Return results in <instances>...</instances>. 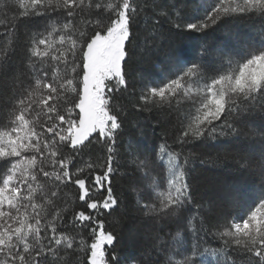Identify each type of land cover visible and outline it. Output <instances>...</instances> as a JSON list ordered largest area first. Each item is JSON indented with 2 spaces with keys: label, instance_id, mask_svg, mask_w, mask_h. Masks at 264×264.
I'll list each match as a JSON object with an SVG mask.
<instances>
[{
  "label": "snow or ice",
  "instance_id": "1",
  "mask_svg": "<svg viewBox=\"0 0 264 264\" xmlns=\"http://www.w3.org/2000/svg\"><path fill=\"white\" fill-rule=\"evenodd\" d=\"M147 7L146 0L144 4L138 0H19L22 16L46 18L51 23L44 32L27 38L28 66L14 78L8 103L0 98V113L11 104L7 123L0 127V264H120L114 252L117 237L106 229L100 214H111L119 204L112 184L119 168L117 137L123 109L119 104L114 107L112 101L130 87L126 64L133 25ZM237 12H259L264 18V0H211L205 5L203 19L189 20L186 27L207 29L222 16ZM16 27L5 25L4 35L18 38ZM260 35L264 41V32ZM203 54L213 55L209 49ZM215 55L220 65L212 71L206 63L184 67L172 57L171 75L164 78L167 82L141 89L140 107L146 108L156 103V97L170 103L186 87L196 86L195 96L183 92L197 112L195 131L184 130L181 124L177 143L202 137H239L234 122L242 114L257 110L264 114V46L249 48L239 59L228 57L226 68V54ZM7 56L5 48L0 52V67L8 64ZM252 131L261 149L241 151L239 158L245 170L264 181V127ZM104 148L106 158L100 154ZM165 151L166 145H161V162ZM168 155L170 161L179 157L172 151ZM136 161L149 179L155 160L137 156ZM98 162L102 173L96 171ZM176 167L180 170H170L167 190L159 192V207L152 209L164 217H182L186 205L193 202L185 182L187 171L182 165ZM86 170L88 175L81 178ZM70 185L78 189L80 205H86V210L74 211L69 219L71 201L64 191ZM150 186H155L154 180ZM104 192L103 200L93 199L94 193ZM213 211L214 206L207 207L208 213ZM223 220L225 230L219 236L225 244H235L238 250L258 258L254 264H264V198L243 218L234 217L230 226L227 217ZM65 223L87 229L91 243L66 234L60 227ZM187 250L181 248L173 255ZM168 264L194 261L185 256L183 261L173 262L169 257Z\"/></svg>",
  "mask_w": 264,
  "mask_h": 264
},
{
  "label": "trees",
  "instance_id": "2",
  "mask_svg": "<svg viewBox=\"0 0 264 264\" xmlns=\"http://www.w3.org/2000/svg\"><path fill=\"white\" fill-rule=\"evenodd\" d=\"M146 2L149 7L141 11L133 25V39L129 45L126 72L130 87L127 93L118 94L112 101L114 107L119 104L123 109V124L117 137L119 168L112 184L119 204L111 214L101 212L100 218L104 220L106 229L117 237L114 252L119 256L120 264H168L169 257L173 262L180 258L182 261V255L175 256V251L169 252L171 242L177 238V245L188 249L183 255L188 257L191 252L196 259H204L202 264H254L258 258L238 250L231 242L225 244L219 233L225 230L224 217L229 224L233 217H243L264 198V181L259 175L245 170L239 158L241 151H260L261 144L256 142L258 136L249 130L264 127V120H261L264 114L258 110L242 114L234 122L241 132L239 137L227 135L215 140L202 137L192 138L189 143H177V134L182 135L181 124L184 130L195 131L189 127L190 106L167 104L166 100L164 104L154 103L141 108L139 96L146 84H156L157 71L152 67L156 64L162 68L164 62L172 57L187 66L192 62L206 63L212 71L220 65L215 55L217 52L226 54V68L228 57L239 59L249 48L264 46L260 35L264 32V18L259 12H237L222 16L207 29L189 30L186 27L189 20L197 22L204 16V11L194 0ZM138 3L144 4L145 0H138ZM23 11L19 8V0H0V20L5 21L0 24V52L8 48V64L0 67V98L3 103H8L12 94L14 78L28 66L25 41L34 33L44 32L46 24L51 23L46 18L22 16ZM5 25H16L18 38L5 36ZM204 49H209L213 55L205 56ZM10 109L11 104L0 113V127L7 123ZM140 136L147 140L142 149L138 143ZM156 144L166 145L167 152L179 153L177 161L187 171L185 182L190 185L193 202L186 205L182 217H175V222L154 215L150 211L154 202L135 187L140 170L134 152L146 151L145 155L152 159V154L145 147L151 149V145ZM100 154L106 158V148L100 150ZM96 171L102 173L99 162ZM85 172L81 178L88 175L87 170ZM246 188L250 190L247 192ZM106 194L97 193L98 198L93 194V199L103 200ZM64 195L71 201V210L66 214L69 219L74 211L86 210V205H80L75 185L65 189ZM58 203L63 207V202ZM209 206H214L211 213L207 212ZM60 227L77 241L83 238L86 243H91L87 229L81 231L79 227L71 228L66 223ZM111 255L112 252L107 254L108 259Z\"/></svg>",
  "mask_w": 264,
  "mask_h": 264
},
{
  "label": "rangeland",
  "instance_id": "3",
  "mask_svg": "<svg viewBox=\"0 0 264 264\" xmlns=\"http://www.w3.org/2000/svg\"><path fill=\"white\" fill-rule=\"evenodd\" d=\"M194 1H195V4L199 7V9L202 10V11L205 10L206 3H211V0H194ZM216 2H218V0H216ZM235 2L236 3H242V0H235ZM169 61H170V59L166 60L164 62V66H162V68L160 66L156 65V64L152 67L153 70L157 71V75H156L157 78L154 80V82L156 84H160V82H162V81L167 82L164 79L165 76L171 75L172 66H171ZM177 61H178V63L181 66L187 67V65L185 63H183L182 61H180V60H177ZM172 78H175V77L172 76ZM183 92H189L191 96H195L196 93H197V88H196L195 85H190L189 87H186L185 89H183L180 97H178L177 99L171 100L170 103L167 101V104H171V103L176 104L177 103V105H179V106L180 105H185V104L190 106V108H191L190 124H191V126L193 128H195V124L193 123V121L195 120V117L197 116V112H196L195 108L193 107L192 99L191 98H185L183 96ZM155 99H157L156 104H159V103H163L164 104L165 101H166L165 100L164 102H160V98L159 97H156ZM198 106L199 105H197V107ZM252 130H253V128L250 129L249 131L253 132ZM138 134L140 135L141 133H138ZM146 141L147 140H146L145 137L140 136V139L138 140V143H141V145H140L141 149L144 148L143 145L145 144ZM160 146H161L160 144L151 145V149H150V147L149 148L145 147L146 148L145 150L149 151L150 154H152V157H153L152 159L155 160L156 166H155V169L152 171L151 177L149 179H147V180L144 178V172L142 170H140L139 181H138V183L135 184L136 185L135 187H136V189L139 192L144 193L147 199H149L152 202H154V206L152 205V208L150 207V209H151L150 211H152L153 208H158L159 207V192L167 190V180L170 178V170L171 171H179L180 170L178 167H176V165H179V162L177 161V159L174 160V161H170L167 151H165V154L163 155V161L161 162V159H160V156H161ZM256 148H259V147H256ZM248 151H250V150H248ZM135 153L137 154V156H141V158H142V156H147V155H145L146 151L144 153H142L140 151L139 152H134V154ZM85 174H86V172L83 175H85ZM153 180L155 181V186L154 187L150 186ZM248 189L249 188H246L247 192H248ZM94 194H96L94 198H98L97 193H94ZM235 206H236V204L234 203L233 207H235ZM152 213L154 215H156L157 217H160L162 220L170 218L173 222L176 221L175 217H164V216H161V215H159L158 213H156L154 211H152ZM237 218H243V217L238 216ZM231 220H230V222H231ZM230 222H229V226H230ZM177 243H178L177 238L173 239V241L170 244L169 252L170 251L171 252L172 251H177L178 249L180 250L182 248L181 246L179 247L177 245ZM191 254H192L191 252L188 253V257L192 258V260L194 261V264H202L201 263L202 258L196 259V257H193ZM182 256H183V258H185V255H182ZM180 259H182V258H180ZM180 259H179V261H181ZM202 261L204 262V259ZM130 264H133V263H130Z\"/></svg>",
  "mask_w": 264,
  "mask_h": 264
}]
</instances>
